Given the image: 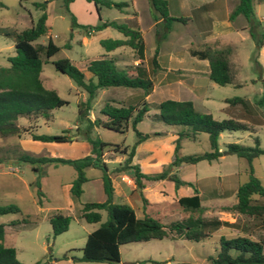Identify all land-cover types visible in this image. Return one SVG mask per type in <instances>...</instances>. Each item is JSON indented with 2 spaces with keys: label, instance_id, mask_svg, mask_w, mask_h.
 I'll return each instance as SVG.
<instances>
[{
  "label": "rangeland",
  "instance_id": "374dc122",
  "mask_svg": "<svg viewBox=\"0 0 264 264\" xmlns=\"http://www.w3.org/2000/svg\"><path fill=\"white\" fill-rule=\"evenodd\" d=\"M112 1H126L129 3L127 9H132V0ZM135 1L138 9L142 10L143 1ZM34 2H46L47 31L45 35L36 38L33 44L44 46L47 40L50 39L58 47V50L48 57L45 56L43 50L39 52L41 60L39 77L45 88L54 90L58 97L67 101V104L52 109L50 111L51 116L48 119L39 120V118L34 122V117H28L26 126H19L27 130L20 134V140H18V136L12 134L0 136V205L14 204L19 209L15 213L0 215V223L8 225L10 221H16L13 225L9 224L4 227L3 238V244L14 249L16 259L22 264H34L36 262L41 264H152L149 261L141 262V260L148 258L158 261L160 264H209L207 257L214 255L219 235L230 237L235 234H248L251 238H264V216L255 218L230 209V206L236 200L235 190L237 185L248 179L249 165L252 175L264 186V154L253 158L248 165L245 159L234 154L225 153L224 149L225 144L230 142L252 146L254 136L258 139L259 147L264 149L263 124L255 126L253 132H221L217 140L221 155L217 159L211 161L200 160L194 164H181L174 171L181 179L193 178L192 180H196V188L201 204L200 210H185L175 200L178 194L189 195L191 193L190 188L181 187L171 200L170 197L175 191L171 181L164 179L159 181L160 183H148V189L146 190L148 199L152 201L167 200V202L153 204L147 208V214L158 218L163 224L187 217H201L204 219L217 218L230 223L231 226H220L207 238L199 241L186 240L167 233L161 239L122 244L119 246V262L96 263L78 260L86 234L95 229L99 222L104 221L106 218L105 211L100 210V221L87 223L80 218L78 210L81 204L85 202H99L104 199L100 180L101 169L85 168L84 175L87 180L81 185L82 192L77 198H72L68 187L70 181L75 177V171L71 166L38 163L32 165L18 161L16 156L24 150L20 143L27 147L25 152L35 156L50 157V152L46 148L48 144L55 146L53 149L54 154L61 153L64 158H77L89 154L88 149L76 151L71 148L70 141L66 143H43L33 141L31 134L55 135L63 133L67 135V132L70 135V133H75L76 130L77 137L74 140L87 142L82 133L85 121L77 120V104L83 100L85 93L66 75L57 71L51 62L60 58H67L81 72H85V62L96 58L102 53L98 40L100 38H120L121 34L111 28L87 33L80 27H72L70 17L65 12L61 0H0V67H7L6 58L14 55L13 42L5 33L17 32L28 27L36 20L41 11L33 6L32 3ZM85 3L84 0H75L71 6L73 12L69 11L79 24L97 22V14L93 6ZM178 6L179 1L176 2V8L178 9L170 6L169 10L167 9L168 14L174 15L173 17H182L184 22L171 23L169 36L158 43L162 50L169 46H177L185 38L188 42H191L192 47L198 48L196 37H193L192 27L181 25L189 20L191 16L190 11H188V2L185 1V7H187L183 10L180 9L181 11H178L180 8ZM252 8L256 18H262L260 21L264 27V0H253ZM239 16L245 20L242 15ZM123 17L121 11L113 7H101L99 10V19L124 22ZM83 39L85 41L82 43ZM146 42V54L151 55L155 42L152 43L147 36ZM235 42L236 62L232 65L228 62L233 81L225 85L214 83L208 88V93L212 96L208 101V108L211 116L216 120L229 116L224 110L227 104L222 101L223 98L240 96L252 102L261 91L258 78L261 73L252 61L254 49L252 40L250 38L245 41L236 39ZM120 49L129 51L127 47ZM232 51L231 48L228 56ZM148 59L146 61L147 67H149L147 65ZM174 65L180 68L190 66L200 68L198 64H195L186 56H181L180 62H176ZM131 90L133 91V89L123 87H108L97 90L90 103L88 119L93 120L101 117L100 108L105 102H112L113 104L129 103L125 101L124 97ZM165 94L166 91L157 89L150 95L149 101L159 102L171 98L166 97L167 94ZM130 102L136 103L134 99ZM149 105L147 114L150 116L157 110L153 107V104ZM195 107L196 110L202 112V107L198 102ZM21 121L22 119L18 117V123H21ZM74 122H76L77 129L74 128ZM154 123L155 121H152L148 116H144L137 123L136 129L145 132L150 130ZM66 127H69L68 131L65 129ZM89 134L91 137H98L102 141L117 144L119 147H129L135 140V135L129 125L123 133L93 126ZM22 139L26 140L22 141ZM160 141L162 142L156 145L164 149L165 152L168 151V143L166 144L162 138H160ZM208 150L207 135L203 132L197 133L193 140L182 139L180 142L179 152L182 155L197 154ZM101 157L106 162L108 159L119 158L120 161L115 163L117 166L118 163L123 161L125 154L115 152L111 147H107L103 150ZM34 167L38 168L37 171L33 170ZM38 170L41 173L37 177ZM35 179L38 180V188L34 185ZM190 182L194 183L193 181ZM38 189L42 193L39 196L36 194ZM135 194L136 197L134 196V200H132L135 207L132 208L139 214L141 201L138 194ZM257 201H264V198H257ZM55 212L70 216V220L65 231L53 236L47 218ZM22 218L25 220L21 221Z\"/></svg>",
  "mask_w": 264,
  "mask_h": 264
},
{
  "label": "trees",
  "instance_id": "16d2710c",
  "mask_svg": "<svg viewBox=\"0 0 264 264\" xmlns=\"http://www.w3.org/2000/svg\"><path fill=\"white\" fill-rule=\"evenodd\" d=\"M73 0H61L65 12L70 17L72 27H80L87 33L99 31L105 27L112 28L121 34L120 38H102L98 44L105 52L98 58L87 61L85 70L90 77L85 78L84 74L67 58H60L52 61L53 67L71 79L75 85L85 93V97L77 104V120L85 121L83 137L89 144V154L77 158H61L48 156H35L25 151H20L16 159L29 164H65L75 171V177L70 181L68 191L72 198H77L81 192V185L87 180L84 169L93 167L101 169V188L104 199L99 202H85L79 207V216L87 223L100 221V210H104L106 218L99 222L98 226L85 236L84 244L78 260L83 262L114 263L120 261L119 246L130 242L147 241L150 239H161L171 233L174 236L186 240L199 241L207 238L220 226H231L226 221L217 218L204 219L201 217H187L180 220L163 224L158 218L147 213L137 216L131 206L126 203L113 200V187L110 180V172H128L138 191L142 207L146 204L141 189L143 181H155L167 179L172 182L173 188L189 187L191 194L180 196L176 202L183 209L188 211L200 210V198L194 183L183 180L173 171L181 164H194L200 160L211 161L217 159L221 152L218 148V136L221 132L247 131L253 132L255 126L264 124V80L259 76L261 91L252 102L244 97L233 96L225 98L227 104L224 110L228 117L220 120L214 119L211 114L199 112L189 100L164 99L153 104L157 110L150 116L155 122L164 125L177 126L179 130L173 141L172 159L165 164L159 172L144 174L139 171L136 164H131L135 145L142 140L153 136V133H143L136 129V124L143 118L144 113L149 109V104L144 97L150 93L152 82L149 74L158 69L156 52L158 43L166 37L173 21L184 22L182 17H173L168 14L166 0H147L151 17L156 21L154 30L155 48L148 59L146 70L140 65L119 67L115 59L107 56L106 53L118 47H127L136 55L137 59L143 58L144 41L140 31L133 25L117 20H99L101 7H113L123 12L129 6L126 1L112 0H84L91 2L98 22L94 25L79 24L74 15L69 11L68 4ZM47 2V1H46ZM46 2H34V7L41 12L34 22L28 27L17 32L5 33L13 42L14 55L6 58L7 67H0V136H20L26 132V128L19 127L15 121L18 117L28 118L30 116L48 119L50 111L54 108L66 105L67 101L58 97L54 90L47 89L40 80L41 60L39 52L43 50L45 56H50L58 50L50 39L44 46L33 44V41L41 35H45L46 26ZM253 0H237L236 5L228 14V20L236 15H242L246 20L245 29L253 43L252 61L259 68L256 55L258 49L264 45V27L261 21L256 18L253 12ZM132 14L134 12L132 11ZM231 48L224 46L220 48L206 47L202 50H190L191 56L198 59H206L208 62V78L217 85L230 83L231 74L227 56ZM108 87H123L137 90L139 99L136 103L113 104L105 102L100 108L101 117L93 120L88 119L90 103L97 90ZM128 125L131 127L135 140L129 147H119L100 140L98 137L90 136L91 127H102L117 132H125ZM206 133L209 150L197 154L182 155L179 152L182 139L193 140L197 133ZM32 140L41 142H68L69 136L65 134H31ZM111 147L113 151L125 154L121 163L111 171L101 155L105 148ZM225 153L234 154L246 160L248 165L258 155L264 154V149L259 147L256 136L253 137V145L245 146L239 143L230 142L225 144ZM34 167L33 170L37 171ZM39 171V170H38ZM248 179L237 185L235 190V202L230 209L240 214L255 218L264 216V201H257V198H264V186L252 175L249 165ZM41 172H37V177ZM36 177V178H37ZM34 185L39 186L38 180ZM39 196L42 193L36 191ZM38 203H40L38 201ZM19 209L14 204L0 205V215L15 213ZM25 219L22 218L21 221ZM51 234L54 236L67 229L70 216L55 212L48 216ZM16 221H10L13 225ZM5 224L0 223V264H22L15 257L12 247L2 243ZM209 264H264V238H251L248 234H235L230 237L219 235L217 248L213 256L207 257ZM149 261L152 264H160L150 258L141 260ZM34 264H41L36 262Z\"/></svg>",
  "mask_w": 264,
  "mask_h": 264
},
{
  "label": "crops",
  "instance_id": "0c3cea01",
  "mask_svg": "<svg viewBox=\"0 0 264 264\" xmlns=\"http://www.w3.org/2000/svg\"><path fill=\"white\" fill-rule=\"evenodd\" d=\"M74 1L75 0L71 1L68 4V9L71 12H73L71 6ZM142 1H143L142 10H139L138 7L136 6V1L132 0L131 1L132 9L130 10L125 8L124 11L121 13L124 15L123 17L124 22L127 24L134 25L142 35L144 41L143 58L141 60L137 59L134 52L129 48H128L129 51L120 49L123 47H118L110 52H107L106 55L108 57L109 56L113 57L119 67L136 65L140 61V65L144 67L146 70L148 69V67L146 66V61L148 57H150L149 56L150 54L149 55L146 54V50H145L147 43L146 36L148 37V39L152 41V43L155 42L154 30L156 27V21H154L153 18L151 17L148 1L147 0H142ZM166 1H167L168 10L170 6L173 7L174 9H178L176 8V2L179 1L178 7L180 8L178 11H181L180 9L183 10V8L185 9L187 7V6L185 7V1L188 2V6H189L188 11H190L191 16L189 20H187L185 23H182L181 25L182 26L190 25L192 27L194 31L193 37H196V43L198 45V48L192 47L191 42H188L186 38L183 39L179 44H177V46H169L165 48V50L160 49L159 45H157L156 62L158 65V69L155 70V72L149 74V78L152 82V88L150 93L144 97V100L148 104L158 103V102L149 101V98L150 95L153 94L157 89L159 90L162 89L166 91L167 94L166 97H171L166 99L189 100L192 102L194 108H196L195 106L196 103L198 102L202 107V112L211 114L210 109L208 108L209 105L208 101L212 96L208 93V88H210L214 83L208 78V62L206 59H198L194 56H191L189 51L202 50L206 47L219 48V47L229 46L232 48L233 51L228 56V62L230 63V65H232V63L235 64L236 39L240 41H245L247 38H249L247 31L245 29L246 22L239 15H236L233 19L228 20V14L236 5L237 0H192V1L166 0ZM85 4L92 5L91 2H86ZM132 11L134 12V14H131ZM169 15L174 16L170 13ZM99 20L102 22L108 19L100 18ZM258 20H262V18L258 17ZM97 22L88 23V25H94ZM173 22L178 23L177 21H173ZM106 28L109 27H105L101 30H104ZM170 32L171 31L169 30L164 39H166L169 36ZM84 41L85 39H83L82 43ZM154 48L155 46L153 47V50ZM104 53L105 52L102 50V53H100L96 58L100 57ZM181 56H186L187 58H189V60H192L195 64H198L200 68L191 67V66L180 68L175 66L174 63L176 62L179 63L181 60ZM87 61L84 64V68ZM257 61L260 64V73H261L260 77L261 79H263L264 45L258 49ZM82 73L86 78L90 77V74L86 70L85 72L83 71ZM232 81L233 79L231 76L230 82ZM124 99L126 102L128 101L129 103H134V102H130V100L134 99V101L136 102L139 99V92L135 90L133 91L131 90L129 91V93H126ZM224 99L225 98L222 99L223 102ZM148 110L144 113L143 117L148 116L150 118V116L154 114L152 113L149 116V114H147ZM20 118L22 119L21 123H18V118H17L15 121L16 125L26 126L25 124L28 122L27 118L25 117H20ZM38 119L43 120L42 117H37L34 118L33 120L35 122ZM76 126H77L76 122H74L75 129H77ZM65 129H67L68 131L69 127H66ZM178 130L179 127L177 126H169V125H164L160 122H155L151 126L150 130L143 132V133H153L154 135L142 140L141 142L135 145L134 153L132 155L130 163L136 164L139 168V171L144 174L159 172L162 166L170 162L172 159L173 141L176 137V132ZM66 134L69 136L71 148H74L76 151H79V149H83V150L88 149L89 151L90 147L87 142L83 140L82 142L74 140L77 137L76 130L75 133H70L69 135L66 132ZM160 138H162L166 142V144L168 143L167 144L168 151L165 152L164 149L159 148L156 145L162 142L160 141ZM20 139L21 136H18V140ZM25 140L26 139H22V141ZM33 141H38V140H33ZM43 143H48V142H43ZM58 143H66V142H58ZM20 145L22 149H24L22 151L27 150V147L24 146V144L20 143ZM46 146H47L46 148L50 152V157L64 158L63 156H61L62 155L61 153L54 154V150H53L55 147L54 145L48 144ZM65 157H69V156H65ZM119 161L120 159L116 158V159H108L107 162L106 161L104 162L106 163L108 170L111 171V169L115 167V163ZM178 167L179 166L174 168L173 171H175ZM109 175L113 187V200L116 202L126 203L134 208L135 204L134 201L132 200H134L133 197L136 195L135 193L138 194V191L135 189L134 182L131 178V174L128 172H110ZM192 179H188L186 181H193L196 186V180H192ZM162 180L143 181L144 187L141 189V191L143 193L144 198L146 199V204L144 205V207H142L141 204L139 214H137V212L134 211L137 216H141L143 213H147V208H149L153 204L167 202V200H163V199H160L159 201H152L146 197V190L148 189V183L151 182L160 183L159 181ZM180 189L181 187H179L178 189H174L175 191L173 192L172 197H170L171 200H173V196L175 195V193L177 194V192H179ZM180 196H184V195L178 194L177 198ZM5 226L8 225L5 224Z\"/></svg>",
  "mask_w": 264,
  "mask_h": 264
},
{
  "label": "water",
  "instance_id": "95a60500",
  "mask_svg": "<svg viewBox=\"0 0 264 264\" xmlns=\"http://www.w3.org/2000/svg\"><path fill=\"white\" fill-rule=\"evenodd\" d=\"M263 24H264V22H263Z\"/></svg>",
  "mask_w": 264,
  "mask_h": 264
}]
</instances>
